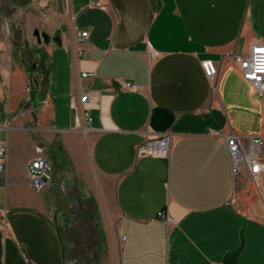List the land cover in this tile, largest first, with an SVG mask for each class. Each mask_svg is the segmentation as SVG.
I'll return each mask as SVG.
<instances>
[{"label":"crops","instance_id":"1","mask_svg":"<svg viewBox=\"0 0 264 264\" xmlns=\"http://www.w3.org/2000/svg\"><path fill=\"white\" fill-rule=\"evenodd\" d=\"M29 1L36 12L25 27L42 32L36 75L43 69L48 86L20 108L34 71L9 75L13 97L22 96L18 113L8 103L0 122L9 130L0 264H264V215L248 173L233 174L224 138L264 136V97L235 63L264 42V0ZM207 59L218 68L213 82ZM166 131L168 157L138 155ZM42 142L60 182L68 157L79 158L73 143H83L86 164L74 162L82 184L70 198L51 181L41 191L31 185ZM261 185L264 193V170Z\"/></svg>","mask_w":264,"mask_h":264},{"label":"rangeland","instance_id":"2","mask_svg":"<svg viewBox=\"0 0 264 264\" xmlns=\"http://www.w3.org/2000/svg\"><path fill=\"white\" fill-rule=\"evenodd\" d=\"M28 5V7H27ZM36 10L33 6L30 5L29 0H0V104L2 107L0 108V122L2 121L1 115L3 111L6 112L10 103L11 107V115L13 113H18L15 111L16 109V99L22 96L19 92V95L13 97L15 92V88L12 86L9 79V75L12 73H16L19 68L25 69L28 73L34 71V75H30V78L33 79L32 84L27 82V84H23L21 86L22 91L28 93L29 98L26 99L25 103L28 101L34 103V98L36 96L38 89V81L35 80L37 74V68H39L38 59V48L39 42L38 37L35 35L36 30L39 31L42 36V32L39 27L32 22L29 25V28L25 27V16L28 13H34ZM36 64L35 70L33 69V65ZM29 76V75H28ZM41 80H44L43 78ZM33 100V101H32ZM26 109V113L29 111H33V106H29L24 108ZM23 109V110H24ZM23 110L19 112V114L15 117L23 118ZM15 113V114H16ZM14 114V115H15ZM12 118V117H11ZM7 120V119H6ZM5 120V121H6ZM14 119H12L13 122ZM7 120L5 123H9ZM0 129V137L5 141L9 140V130L6 127ZM35 121H26L25 131L31 135L32 137L38 136V130L36 129ZM41 146L44 147V153L47 155L48 159L51 161L53 165V173L51 182L54 184V191L58 193L61 197L70 198L73 194L74 189L77 190L81 186L82 182L77 177L78 172L75 169V160L77 161V165L79 167H83L86 164V159L82 155H84V145L82 142H74L73 145L76 148V154H78L77 159H73L72 157H68L67 159V167L65 170V174H63V182L56 177V170L54 168L53 160L51 159V150L47 146L45 142L40 143ZM67 155V154H66ZM71 158V159H70ZM68 176V177H67ZM249 188L251 190L252 198L258 199V207L255 208L256 212L264 215V193L262 190V185L260 181V185L258 186L254 179L247 174L246 177ZM76 180V181H75ZM78 194V193H77ZM78 197V196H76ZM86 229H89L86 227Z\"/></svg>","mask_w":264,"mask_h":264},{"label":"built area","instance_id":"3","mask_svg":"<svg viewBox=\"0 0 264 264\" xmlns=\"http://www.w3.org/2000/svg\"><path fill=\"white\" fill-rule=\"evenodd\" d=\"M91 4L102 6L103 2L92 1ZM88 34L89 31H83L80 37L86 38ZM82 53L85 54L84 51ZM154 54H157V52L155 51ZM235 63L243 78L254 86L261 97H264V42L258 40L247 53L236 54ZM202 67L206 76L213 82L218 74L216 62L212 59L204 60ZM95 73L84 72L83 76H94ZM123 85L128 89L134 88L131 82H123ZM88 97L86 94L80 98V101L86 103ZM72 107L76 108L77 104L73 102ZM88 119L91 121V117ZM224 138L233 174L237 176L242 172H247L259 186L261 174L264 170V161L261 155V150L264 146V136H252L246 141L244 135L231 133L225 135ZM172 140L170 131L163 132L154 138H148L138 146V155L168 157L171 152ZM8 150V141L0 137V173L5 171ZM29 171L31 185L36 191L43 190L52 180L53 165L44 153L43 147H36V155L30 162ZM159 215L163 216L164 212H160ZM0 220L4 227H8L5 209H0Z\"/></svg>","mask_w":264,"mask_h":264},{"label":"trees","instance_id":"4","mask_svg":"<svg viewBox=\"0 0 264 264\" xmlns=\"http://www.w3.org/2000/svg\"><path fill=\"white\" fill-rule=\"evenodd\" d=\"M37 69H38V68H37ZM40 73L43 75V79H44V80H39V78H40L39 75H36L35 80L38 81V89H39L38 91L42 94V96H45V92H46V89H47V86H48V79H47V76L45 75L43 69L40 70ZM44 76H45V77H44ZM32 101H33V100H32ZM32 103H33V102L28 101V102L22 104V105L20 106V108L23 107V106L30 105V104H32Z\"/></svg>","mask_w":264,"mask_h":264},{"label":"water","instance_id":"5","mask_svg":"<svg viewBox=\"0 0 264 264\" xmlns=\"http://www.w3.org/2000/svg\"><path fill=\"white\" fill-rule=\"evenodd\" d=\"M35 35L38 37V42L41 43L42 42V36L40 35V33H39L38 30H36ZM33 67L35 68L36 67V64H34ZM29 82H30V84H32L33 79L30 78Z\"/></svg>","mask_w":264,"mask_h":264}]
</instances>
